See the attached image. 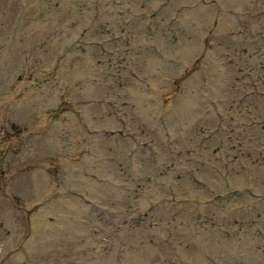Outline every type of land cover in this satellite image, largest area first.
<instances>
[{
  "label": "rangeland",
  "instance_id": "374dc122",
  "mask_svg": "<svg viewBox=\"0 0 264 264\" xmlns=\"http://www.w3.org/2000/svg\"><path fill=\"white\" fill-rule=\"evenodd\" d=\"M201 3L210 11L186 7ZM248 3L0 0V264H167V257L176 264H264V48L251 60L234 51L206 52L202 65L208 62L204 70L214 82L175 85L176 92L165 84L182 63L210 50L211 28L223 31L232 22L233 13L221 16L218 5L242 11ZM257 24L259 32L264 21ZM150 61L160 74L148 71ZM139 64L145 70L133 81L129 75ZM157 77L150 85L143 81ZM119 84L127 99L122 108ZM162 95L179 108L181 125L169 130L170 143L155 124L161 142L152 141L145 155L142 143L154 133L137 136L139 146L105 141L109 129L137 135V109L154 110L160 120L168 110ZM108 103L126 114L124 125L98 121ZM173 142L181 156L167 154ZM92 175L109 180L100 184ZM140 187L138 200L127 203V193ZM112 189L114 199L106 203ZM74 192L88 199L97 193L96 203L110 208L108 225ZM64 201L76 217L63 218ZM153 205L159 206L132 228L134 213ZM95 235L104 242L93 243ZM93 247L98 259L89 261L84 253Z\"/></svg>",
  "mask_w": 264,
  "mask_h": 264
}]
</instances>
